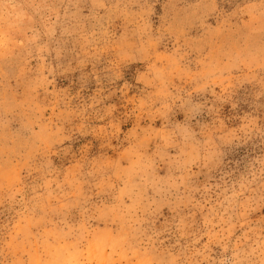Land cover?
<instances>
[{
  "label": "rangeland",
  "instance_id": "obj_1",
  "mask_svg": "<svg viewBox=\"0 0 264 264\" xmlns=\"http://www.w3.org/2000/svg\"><path fill=\"white\" fill-rule=\"evenodd\" d=\"M0 264H264V0H0Z\"/></svg>",
  "mask_w": 264,
  "mask_h": 264
}]
</instances>
